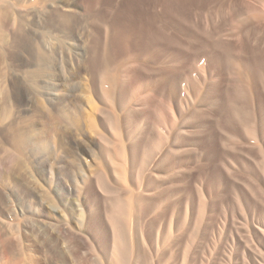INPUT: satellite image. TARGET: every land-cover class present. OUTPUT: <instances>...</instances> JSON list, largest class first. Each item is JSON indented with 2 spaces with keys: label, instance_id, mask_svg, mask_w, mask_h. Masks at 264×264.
Wrapping results in <instances>:
<instances>
[{
  "label": "rangeland",
  "instance_id": "374dc122",
  "mask_svg": "<svg viewBox=\"0 0 264 264\" xmlns=\"http://www.w3.org/2000/svg\"><path fill=\"white\" fill-rule=\"evenodd\" d=\"M132 1L0 0V264H264V0H163L157 58ZM96 174L134 198L115 256Z\"/></svg>",
  "mask_w": 264,
  "mask_h": 264
},
{
  "label": "bare ground",
  "instance_id": "6f19581e",
  "mask_svg": "<svg viewBox=\"0 0 264 264\" xmlns=\"http://www.w3.org/2000/svg\"><path fill=\"white\" fill-rule=\"evenodd\" d=\"M141 2V7H143L142 8V12H144L145 13V16L144 15H142V17L139 15V13L137 12L138 11V9H137V4L135 3V2ZM133 0L132 2H130V12H129V14H130V17L129 18H133L134 17V15H135V20H134V22H131L132 23V26H133V29H132V31H131V33L132 34H134V36L136 37L135 38V41H138L140 44H141V48L140 49H138V50H141L142 49V47L144 48L143 50V52H145V53H147L148 55H149V58L150 57H154V56H156V58L159 56V54H160V51H161V49H160V51H159V46H157V45H160V42H161V40H162V31H163V29H161V28H157V26H156V23H157V16H158V14L160 13V11L158 12V10L156 9V6H160L163 2V0ZM198 1V0H197ZM261 2H263V1H261ZM260 1H259V3H261ZM184 3V2H183ZM256 3V2H255ZM186 4V3H185ZM184 4V5H185ZM146 5V6H145ZM262 5V4H261ZM181 6V5H180ZM186 7H187V4H186ZM194 7V6H193ZM185 8V7H184ZM6 9V8H5ZM160 9V8H159ZM264 9V8H263ZM4 10V9H3ZM3 10H1V13H2V11ZM4 12V11H3ZM7 11L5 10V13H6ZM54 12V11H53ZM158 14H157V13ZM195 12V11H194ZM7 15H5L4 13H2L1 15H0V24H1V22H3L2 24H4V20H6V19H9V16H8V12L6 13ZM53 14V13H52ZM161 14V13H160ZM56 15H57V13H56ZM63 15V14H62ZM65 16V15H64ZM56 17V16H55ZM63 17V16H62ZM58 18H59V16H58ZM65 19H66V16H65ZM60 21V20H59ZM65 21V20H64ZM63 22V21H62ZM124 23V22H123ZM0 25L1 27H2V29H3V27H4V25ZM243 27H244V25H243ZM242 27V28H243ZM130 30V29H129ZM244 30V29H243ZM191 31V30H190ZM242 32V31H241ZM249 32V31H248ZM129 33V32H128ZM130 33V34H131ZM131 34V35H132ZM175 34V33H174ZM122 35H125L124 33L122 34ZM196 35V34H195ZM127 36V35H126ZM134 36L132 37V39L134 38ZM130 36L128 35V38H129ZM234 38H236V36L234 37ZM233 38V39H234ZM129 39H131V37L129 38ZM221 39V38H220ZM0 40L2 41V44H4L5 45V39H4V33H3V31H1V28H0ZM195 40V39H194ZM223 40V39H222ZM230 40V39H229ZM251 40V39H250ZM237 41V40H236ZM128 42V41H127ZM124 43V42H123ZM131 44V43H130ZM133 44H136V42L134 43V41H133V43H132V45ZM137 46H140L139 44H137ZM134 47H136V46H134ZM239 47V46H238ZM134 49H136V48H134ZM133 50V49H132ZM137 50V49H136ZM169 50H170V48H169ZM131 51V50H130ZM212 51V50H211ZM170 52V51H169ZM169 52H167V53H169ZM129 54H133V52H131V53H129ZM144 54V53H143ZM214 54V53H213ZM212 55V54H211ZM0 56H1V54H0ZM148 58V57H147ZM149 58L147 59V61L149 60ZM148 63V62H147ZM140 65H138V67H139ZM142 66V65H141ZM144 67V66H143ZM264 67V66H263ZM171 68V67H170ZM101 69V68H100ZM104 69H105V67H104ZM134 69V68H133ZM173 69H175V68H173ZM247 69V68H246ZM99 70V69H98ZM97 69H96V71H94L93 70V72H97L98 71ZM131 70V69H130ZM165 70V69H164ZM166 70H167V68H166ZM132 71V70H131ZM161 71V70H160ZM106 72H107V69H106ZM105 71H102L101 72V70L99 71V73H98V78H99V81H100V83H99V88H101V89H99V90H102V94H103V91H104V93L105 92H107L109 89H110V86H111V89H113L112 87H113V85H115L114 83H112L111 82V80L109 81V78H108V73H106ZM163 72V71H162ZM165 72V71H164ZM257 72H259V71H257ZM161 73V72H160ZM168 73V72H167ZM97 74V73H96ZM95 74V75H96ZM108 74V75H107ZM169 74V73H168ZM262 74V73H261ZM94 75V76H95ZM111 75V74H110ZM163 75V74H162ZM167 76H169V75H167ZM97 79V78H96ZM110 79H112V76H110ZM139 79V78H138ZM141 79V78H140ZM169 79V78H168ZM167 79V80H168ZM128 80V79H127ZM134 80V79H133ZM130 81V80H129ZM169 81V80H168ZM175 81H177V80H175ZM109 82H111L112 84H110ZM170 82V81H169ZM262 82V81H261ZM167 83V82H166ZM165 83V84H166ZM263 83V82H262ZM176 84V83H175ZM210 84V83H209ZM264 84V83H263ZM169 85V84H168ZM171 85V84H170ZM264 86V85H263ZM210 88V87H209ZM0 91H1V93H3L4 94V91H6L5 89H3V92H2V89H0ZM109 92V91H108ZM205 92H206V90H205ZM112 93L113 92H111V94L110 95H112ZM106 94V93H105ZM105 94H103V95H105ZM262 94V93H261ZM5 95V98H6V94H4ZM3 95V96H4ZM2 96V97H3ZM214 96V95H213ZM4 98V97H3ZM4 98V99H5ZM262 98V97H261ZM2 99V98H1ZM63 99V98H62ZM209 99V98H208ZM147 100V99H146ZM144 101V100H143ZM213 101V100H212ZM264 103V102H263ZM70 107V106H69ZM76 108V107H75ZM194 110H195V108H193ZM216 109V108H215ZM62 110H63V108H62ZM199 110V109H198ZM4 111H7L8 112V109H6V110H4ZM3 111V112H4ZM66 111V110H65ZM68 111V110H67ZM70 111V110H69ZM75 112H77L76 110H74ZM102 112V114L105 112L104 110H102L101 111ZM133 112V111H132ZM194 112V111H193ZM197 112V111H196ZM68 112H66V113H63L62 115V117L61 118H63L65 121H67V120H70V116H71V113L70 114H67ZM74 113V112H73ZM72 113V114H73ZM6 114V113H5ZM61 114V113H60ZM76 114V113H75ZM104 115H105V113H104ZM104 115H102V116H104ZM113 115V114H112ZM111 115V116H112ZM159 115H161V114H159ZM191 115V114H190ZM194 115V114H193ZM262 115H264V114H262ZM70 117V118H69ZM78 117V116H77ZM105 118H104V120H105V122L107 121L106 120V116H104ZM107 117H108V122H106V124L108 123H110L109 122V118H110V116H108L107 115ZM147 117V116H146ZM149 117H150V115H149ZM74 117L72 116V119H73ZM75 118H76V116H75ZM125 118V117H124ZM72 119H71V121H72ZM77 119V118H76ZM111 119V118H110ZM119 119V118H118ZM197 119V118H196ZM112 120V119H111ZM110 120V121H111ZM114 120L117 122L118 120H117V118H116V116H115V118H114ZM113 120V121H114ZM122 121V120H121ZM121 121H120V124H121ZM125 121V120H124ZM123 122V121H122ZM11 124H13V123H9V124H7V126H5V128L3 127V129L5 130L6 129V133H5V135H3L4 136V138H5V140L7 141V142H9V144L11 145V150H7V149H4V147H2V150H4V152H6L7 154H8V156H10V158L9 159H14V157L15 158H17L18 157V153L21 151V140L23 139V141H24V138L22 137V139H21V137H20V135H19V137H18V135L12 130V126H11ZM65 124H67V123H65ZM64 124V125H65ZM77 124V123H76ZM107 124V125H108ZM117 124H119V122L117 123ZM119 124V125H120ZM78 125H79V123H78ZM114 125H116V123L114 124ZM130 125V124H129ZM109 126V125H108ZM263 126V125H262ZM115 127V126H114ZM113 127V129H116V128H114ZM126 127V126H125ZM110 129H111V127H109ZM203 130V129H202ZM248 130V129H247ZM118 131V130H117ZM116 131V132H117ZM206 131V130H205ZM111 132H112V130H111ZM114 132H115V130H113V134H114ZM115 132V133H116ZM18 133V132H17ZM117 134H118V132H117ZM116 134V135H117ZM175 136V135H174ZM118 136H116V138H117ZM137 137V136H136ZM135 137V138H136ZM175 137H178V136H175ZM20 138V139H19ZM103 138V137H102ZM115 139V138H114ZM121 139V138H120ZM142 139V138H141ZM173 139H175V138H173ZM177 140V139H176ZM180 140V139H179ZM108 141V140H107ZM111 141V140H110ZM121 141V140H120ZM104 142V141H103ZM155 142V141H154ZM173 142H175V140L173 141ZM195 142V141H194ZM142 143V142H141ZM172 143V142H171ZM170 143V144H171ZM102 144V143H101ZM111 144V143H110ZM109 144V145H110ZM113 144V143H112ZM125 144V143H124ZM105 145V144H104ZM103 145V146H104ZM116 145H119V144H115V146ZM136 145V144H135ZM173 145V144H172ZM24 146V142H23V145H22V147ZM113 146V145H112ZM122 146V145H121ZM119 147H120V145H119ZM118 146H117V148H119ZM132 147V149H133V145L131 146ZM137 147V146H136ZM141 147H144V146H141ZM206 147V146H205ZM101 148H103V147H101ZM110 148V147H109ZM115 148V147H114ZM116 148V149H117ZM103 149H106V148H103ZM129 149V148H128ZM136 149V148H135ZM168 149V148H167ZM166 149V150H167ZM0 150H1V147H0ZM2 150L0 151V152H2ZM107 150V149H106ZM112 150H113V148H112ZM121 150V149H120ZM123 150H124V148H123ZM131 150V149H130ZM145 150V149H144ZM143 150V154L144 155H146L145 154V151ZM169 150V149H168ZM167 150V151H168ZM105 151V150H104ZM103 151V152H104ZM118 152H120L119 151V149L117 150ZM134 151V150H133ZM137 151H139V150H137ZM142 151V150H141ZM171 148H170V153H168V152H165L166 153V155H165V157L162 159V160H164L166 163H168L169 164V162H174V158L175 157H173L172 156V153L174 152V151H172V153H171ZM112 152V151H111ZM114 152H115V150H114ZM260 152V151H259ZM105 153V152H104ZM131 153H132V151H131ZM135 153V152H134ZM168 153V154H167ZM227 153V152H226ZM109 154V152L107 151V155ZM112 154V153H111ZM118 155H120L119 153H117ZM222 154V153H221ZM183 156V155H182ZM227 156H229V155H227ZM12 157V158H11ZM129 157H131V156H129ZM141 157H142V155H141ZM107 158V157H106ZM137 158H139V157H137ZM186 158V157H185ZM185 158H183V159H185ZM109 159V158H108ZM117 159V158H116ZM131 159V158H130ZM134 159V158H133ZM261 159H263V158H261ZM62 160V159H61ZM113 160V159H112ZM118 160V159H117ZM116 160V161H117ZM121 161V160H120ZM130 161V160H129ZM189 161V160H188ZM263 161V160H262ZM261 161V162H262ZM122 162V161H121ZM133 162V161H132ZM172 162V163H173ZM128 163V162H127ZM130 163H131V161H130ZM160 163V162H159ZM162 163H164V162H162ZM210 164H211V162H210ZM257 164V163H256ZM121 165V164H120ZM155 165V164H154ZM166 165V164H165ZM263 165V164H262ZM107 166V165H106ZM115 166V165H114ZM118 166V165H117ZM137 166V165H136ZM169 166H170V164H169ZM138 167V166H137ZM214 167V166H213ZM2 168V167H1ZM112 168V167H111ZM216 168V167H215ZM262 168H264V167H262ZM10 168H8V170H9ZM1 170L2 169H0V177L2 176V172H1ZM5 170V169H4ZM8 170L6 171V172H8ZM76 170V169H75ZM262 170V169H261ZM79 171V170H78ZM108 171V170H107ZM98 172V171H97ZM175 172H177V171H175ZM179 173V172H178ZM5 173H3V175H4ZM9 174V173H8ZM76 174V173H75ZM106 174V173H105ZM5 176V175H4ZM73 176H74V174H73ZM149 176V175H148ZM156 177V176H155ZM92 178H94V177H92ZM115 178V177H114ZM219 178V177H218ZM163 181V180H162ZM94 182H96L95 184L96 185H98L97 187H99V189H102V191H104L105 192V194H107L108 195V193H109V195H111V193H112V191H113V189H111V187H109V185L107 184V182L103 179V177L100 175V174H96V177H95V180H94ZM152 182V181H151ZM154 184V183H153ZM145 185V184H144ZM147 185V184H146ZM148 185H151V184H148ZM229 185V184H228ZM91 186V185H90ZM169 186V185H168ZM150 187V186H149ZM231 188V187H230ZM169 189V188H168ZM171 189V188H170ZM142 189L140 188V191H141ZM87 192V191H86ZM114 192H116V191H114ZM155 192V191H154ZM97 193V192H96ZM116 194V195H115ZM112 197L110 196H108L107 197V199H110V205H109V209H107L108 211H106V219H107V221H108V223L110 224L109 226H110V228H112V232H113V244H112V254H114V256H115V254H118V253H120V252H122L123 253V251H122V249H123V243H124V235H123V232L121 231L122 229L120 228L121 226H120V223H119V220H118V217H119V215L121 214V213H123V211L125 210V209H127L128 207H131V201H133V196H132V194H129V193H126V191L124 192V198L122 199L121 198V196H120V194H121V192H119L118 194L117 193H115ZM141 194V193H140ZM145 194V193H144ZM150 194H152V193H150ZM106 195V196H107ZM105 196V197H106ZM155 196V195H154ZM158 196V195H157ZM157 196H155V197H157ZM96 197V196H95ZM104 197V196H103ZM144 198V197H143ZM159 198V197H158ZM50 199V198H49ZM105 199V198H104ZM148 199V198H147ZM157 199V198H156ZM144 200V199H143ZM150 200V199H149ZM159 200V199H158ZM158 202V201H157ZM147 203V202H146ZM142 206H143V204H142ZM147 207V206H146ZM141 208V207H140ZM143 208V207H142ZM131 209V208H130ZM129 209V210H130ZM154 209V208H153ZM100 211V210H99ZM140 211H141V209H140ZM137 212V211H136ZM169 213V212H168ZM141 214V213H140ZM145 214V213H144ZM136 215V214H135ZM138 216V215H137ZM136 216V217H137ZM122 217V216H121ZM135 217V218H136ZM145 218V217H144ZM143 218V219H144ZM137 219V218H136ZM159 219V218H158ZM106 221V222H107ZM155 221H156V219H155ZM137 222V221H136ZM107 223V224H108ZM106 224V223H105ZM137 224V223H136ZM150 224V223H149ZM150 226V225H149ZM105 227V226H104ZM130 228V227H129ZM135 228V227H134ZM137 228V227H136ZM107 229V228H106ZM132 229V228H131ZM134 230V229H133ZM141 230V229H140ZM111 232V233H112ZM131 232H132V230H131ZM134 233V232H133ZM147 233V232H146ZM126 234H128V233H126ZM139 234V233H138ZM148 234V233H147ZM109 235V234H108ZM134 236H135V234H134ZM140 238V237H139ZM5 240V239H4ZM6 241V240H5ZM11 241V240H10ZM126 241V240H125ZM7 242V241H6ZM4 243V242H3ZM8 246V245H7ZM5 247V246H4ZM138 247V246H137ZM139 248V247H138ZM4 251V250H3ZM6 251V250H5ZM4 251V252H5ZM138 251V250H137ZM7 252V251H6ZM137 253V252H136ZM12 254V253H11ZM76 256V255H75ZM140 256V255H139ZM13 258V257H12ZM15 258V257H14ZM115 258V257H114ZM138 258V257H137ZM16 259V258H15ZM63 259V258H62ZM117 259V258H116ZM15 263V262H14ZM10 264V263H9ZM135 264V263H134Z\"/></svg>",
  "mask_w": 264,
  "mask_h": 264
}]
</instances>
